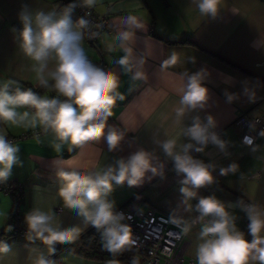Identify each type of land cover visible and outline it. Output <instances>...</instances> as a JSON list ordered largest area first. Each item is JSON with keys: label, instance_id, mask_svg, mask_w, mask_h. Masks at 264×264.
<instances>
[{"label": "crops", "instance_id": "0c3cea01", "mask_svg": "<svg viewBox=\"0 0 264 264\" xmlns=\"http://www.w3.org/2000/svg\"><path fill=\"white\" fill-rule=\"evenodd\" d=\"M199 3L200 0H96L92 10L108 19V31L94 47L86 42L85 36L82 45L92 63L104 65L102 68L120 75L119 90L125 98L117 101L108 123L124 131L125 139L114 152L108 151L103 140L81 146L63 144L57 152L55 145L59 141L51 132L14 142L20 146L22 166H14L8 189L0 188V241L12 246V252L0 257V264H29L28 255L32 249L47 252L38 240L30 242L27 238L12 237L7 230L12 219L16 182L24 187L22 222L25 223V215L35 206L53 209L64 226L82 224L74 211L63 208L56 195L60 180L55 167L62 162L68 167L69 160L72 168L84 173L100 170L114 159L126 157L141 147L154 150L157 157L154 165L163 175L146 179L141 186H114L110 199L118 207L140 193L144 201L141 209L152 207L170 216L179 207L178 214L194 217L195 211L184 212L181 204L179 188L183 177L177 175L173 162L154 140L177 137L178 144L190 142L181 134V129L190 124L195 115L202 119L207 115L214 117L216 127L213 130L228 142L229 155L213 145L203 153L192 151V155L215 164L216 168L214 182L200 188L196 199L190 203L194 206L201 196L215 195L226 205L246 199L264 207V136L248 148L240 143V130L234 124L239 113L252 117L264 115V0H219L215 15L202 13ZM24 5L33 11L59 10L66 6L63 0H0V85L14 80L21 87L24 83L39 87L33 61L23 54L14 39L22 27L19 14ZM129 17H135L139 27L129 24ZM72 19L77 20L74 14ZM124 30L134 34L132 46L135 52L146 57L143 65L145 79L131 80L115 63L124 55L115 37ZM198 72L202 73L204 85L209 89L208 106L186 114L177 124L174 110L179 106L182 89L188 77ZM39 89L41 95L50 98L55 93L51 88ZM225 92L234 95L231 103L226 102ZM25 110L33 111L19 109ZM0 127L4 128L9 139L40 129ZM232 163L238 165V171L220 175L219 169ZM229 211L236 220L244 218V212L239 208H230ZM89 228L91 226L80 236ZM199 228L200 225L196 226L189 235L190 245L185 259L196 258L192 245L198 240ZM238 229L250 239L248 224ZM53 259L57 264H110L85 259L67 249Z\"/></svg>", "mask_w": 264, "mask_h": 264}, {"label": "clouds", "instance_id": "9594fccd", "mask_svg": "<svg viewBox=\"0 0 264 264\" xmlns=\"http://www.w3.org/2000/svg\"><path fill=\"white\" fill-rule=\"evenodd\" d=\"M95 4L96 0H78L59 10L53 8L48 11H33L27 5L22 6L19 14L22 27L14 39L23 54L33 61L39 87L51 88L57 95L51 98L41 95L32 88H22L14 80L3 83L0 85V125L39 127L45 134L51 132L59 141L55 145L57 152L63 144L81 146L102 140L107 143L109 152L121 147L125 132L108 123L117 101L125 98L119 90L120 75L91 62L82 45L89 20L84 17L75 21L72 19L75 8L91 9ZM218 4L219 0H200L198 7L204 14L215 15ZM128 22L139 27L135 17H129ZM133 39L134 34L128 30L116 35L115 40L124 55L115 63L123 74L136 81L146 78L143 71L146 57L135 52ZM225 97L227 103L235 99L227 92ZM209 100V89L204 85L202 73L190 75L182 89L179 106L174 110L175 122L180 124L186 114L205 109ZM22 108L33 111H19ZM215 127L212 115H207L205 119L195 115L191 117V123L181 129V134L190 142L178 144L177 137L154 140L173 162L177 175L183 177L179 192L184 212L194 210L198 214L186 218L178 214V207L170 214L169 222L182 235H188L195 225H200L196 264H264V207L243 200L226 205L215 195L201 196L194 206L190 203L196 199L200 188L214 182L213 171L216 168L215 164L192 155V151L203 153L209 145H213L229 155L228 142L213 130ZM260 135H264V131ZM248 141L251 144L252 141ZM19 153L20 146L9 139L4 128L0 127V184L11 178L14 166H22ZM156 158L154 150L141 147L126 157L114 159L100 170L82 173L71 167V160L68 167L63 162L57 165L55 174L60 185L56 195L63 208L74 211L82 224L64 226L53 209L34 206L25 215L26 238L30 242L38 240L47 252L32 249L28 255L29 264H57L52 258L55 246L74 242L89 226L97 230L103 250L110 254H122L136 247L138 242L132 228L125 223L129 217L116 211L115 201L110 196L114 186H141L146 179L162 176L160 169L154 165ZM237 171L235 163L219 169L220 175ZM230 208H239L245 213L251 240L238 229L236 216L229 211ZM7 230L11 231V226ZM10 252L12 246L0 241V257ZM131 264H139L138 259L133 257Z\"/></svg>", "mask_w": 264, "mask_h": 264}, {"label": "built area", "instance_id": "2783aa9c", "mask_svg": "<svg viewBox=\"0 0 264 264\" xmlns=\"http://www.w3.org/2000/svg\"><path fill=\"white\" fill-rule=\"evenodd\" d=\"M65 5L78 2V0H63ZM87 13H90L86 15ZM78 19L84 17L89 20V27L84 30L86 42L94 47L97 41L102 37L104 32L108 31V19L105 16H98L94 11L87 8L77 7L73 12ZM95 64V63H94ZM97 65V64H96ZM104 67V65H98ZM54 93L52 97H55ZM61 100L65 99L60 97ZM110 120V119H109ZM109 122V121H108ZM234 124L240 130V143L248 148L254 146L259 139L264 136L260 135L264 131V115L249 116L239 113ZM45 134L41 129L25 132L16 138H12L13 142L23 141L26 139L37 138ZM248 140H251V144ZM3 189V184H0ZM6 190V189H4ZM24 200V187L22 183L16 182L15 192L13 196V209L11 219V232L18 237L26 238L27 227L21 220V206ZM245 203H250L243 199ZM144 204L140 193L134 195L128 202L116 207V211L125 214V223L132 228L133 235L137 239V246L131 250L132 256L129 260L130 264L133 257H136L139 264H183L186 262L185 255L190 245V233L198 226L195 225L188 235L180 234V230L169 222V216L158 212L152 207L141 209ZM59 212L60 209H57ZM198 215L194 213V217ZM249 223L245 213L244 218L236 220L239 228ZM93 241H99L100 234L95 230L92 237ZM59 244L55 247L57 248ZM189 264H196L195 259H189Z\"/></svg>", "mask_w": 264, "mask_h": 264}, {"label": "trees", "instance_id": "16d2710c", "mask_svg": "<svg viewBox=\"0 0 264 264\" xmlns=\"http://www.w3.org/2000/svg\"><path fill=\"white\" fill-rule=\"evenodd\" d=\"M184 41L187 42L186 40ZM22 88H32L34 91L38 92L39 94L41 93L39 87H33L29 84H25V83L22 84ZM8 184H9L8 181L4 183L3 189H8ZM95 230H96L95 228L91 227L74 242L59 244L56 248L55 255L52 258H55L60 251L67 249L91 261L102 262V263H110L112 261H116L118 262V264H130L129 260L132 256L131 251H125L122 254L113 255L107 252L106 250H103L102 242L92 240ZM9 234L12 237H18L15 234H13L11 231H9Z\"/></svg>", "mask_w": 264, "mask_h": 264}, {"label": "rangeland", "instance_id": "374dc122", "mask_svg": "<svg viewBox=\"0 0 264 264\" xmlns=\"http://www.w3.org/2000/svg\"><path fill=\"white\" fill-rule=\"evenodd\" d=\"M249 240H251V237H250V239ZM199 243V240H197V242H195L193 245H192V251L195 253L196 252V247H197V244ZM186 262L184 263V264H189L188 263V260H189V258L188 257H186Z\"/></svg>", "mask_w": 264, "mask_h": 264}]
</instances>
